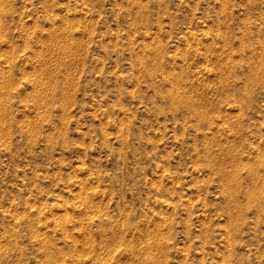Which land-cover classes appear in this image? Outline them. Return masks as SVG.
<instances>
[{
	"label": "rangeland",
	"instance_id": "obj_1",
	"mask_svg": "<svg viewBox=\"0 0 264 264\" xmlns=\"http://www.w3.org/2000/svg\"><path fill=\"white\" fill-rule=\"evenodd\" d=\"M0 8V264H264V0Z\"/></svg>",
	"mask_w": 264,
	"mask_h": 264
},
{
	"label": "bare ground",
	"instance_id": "obj_2",
	"mask_svg": "<svg viewBox=\"0 0 264 264\" xmlns=\"http://www.w3.org/2000/svg\"><path fill=\"white\" fill-rule=\"evenodd\" d=\"M0 9H1V8H0ZM3 10H4V9H3ZM2 12H3V11H2ZM3 13H4V12H3ZM0 14H1V13H0ZM0 22H1V21H0ZM1 23H2V22H1ZM0 25H1V24H0ZM1 29H2V28H1ZM2 32H3V31H2ZM0 34H1V33H0ZM0 37H1V36H0ZM0 39H1V38H0ZM27 39H29V38H27ZM4 40H5V39H4ZM28 41H30V40H28ZM25 42H26V41H25ZM31 42H32V40H31ZM24 44H25V43H24ZM28 45H30L29 42H28ZM26 46H27V45H26ZM32 47H33V46H32ZM24 48H25V47H24ZM22 49H23V48H22ZM30 49H31V48H30ZM30 49H29V50H30ZM29 50H28V51H29ZM24 51H25V50H24ZM39 51H40V50H39ZM31 52H32V51H31ZM34 52H35V51H34ZM38 53H39V52H38ZM36 54H37V53H36ZM10 55H11V54H10ZM40 55H41V53H40ZM38 56H39V55H38ZM10 58H11V57H10ZM34 58H35V57H34ZM8 59H9V58H8ZM39 60H40V58H39ZM6 62L8 63V61H6ZM41 69H42V68H41ZM19 71H20V70H19ZM35 71H36V70H35ZM42 71H43V70H42ZM38 72H39V71H37V73H38ZM35 73H36V72H35ZM1 74H2V73H1ZM3 75H5V74H3ZM22 75H23V74H22ZM42 75H43V74H42ZM1 76H2V75H1ZM8 76H9V75H8ZM4 77H5V76H4ZM6 77H7V76H6ZM6 77H5V78H6ZM9 77H10V76H9ZM40 77H41V75L39 76V79H40ZM0 79H1V78H0ZM9 79H10V78H9ZM3 80H4V81H2V82H1V85H0V90H2V89L4 90V89L7 88V86H8V84H7L8 81H6V80H8V79L6 78V80H5V79H3ZM26 80H27V79H26ZM35 80H37V79H35ZM35 80H33V81H35ZM41 80H42V79H41ZM27 81H29V80H27ZM9 82H10V81H9ZM9 82H8V83H9ZM29 82H30V81H29ZM32 83H33V82H32ZM32 83H31V84H32ZM35 83H36V82H35ZM37 83H39V82H37ZM53 83H54V82H53ZM9 84H10V86H11L12 83H9ZM61 84H62V83H61ZM35 85H36V84H35ZM35 85L33 84V86H35ZM46 85H47V84H46ZM50 85H52V84H50ZM53 85H54V84H53ZM41 86H42V85H41ZM41 86H40V87H41ZM56 86H57V84H56ZM59 86H60V85H59ZM35 87H36V86H35ZM38 88H39V86H38ZM56 88H57V87H56ZM59 88H61V87H59ZM8 89H9V86H8ZM36 89H37V88H36ZM41 89H42V88H41ZM46 89H47V88H46ZM53 89H55V88H53ZM53 89H52V90H53ZM3 90H2V91H3ZM56 90H57V89H56ZM7 91H8V90H7ZM39 91H40V90H39ZM42 91H43V90H42ZM45 91H46V90H45ZM37 92H38V90H37ZM43 93H44V92H43ZM49 93H50V90H49ZM31 94H32V93H31ZM40 94H41V92H40ZM57 94H58V93H57ZM35 95H36V94H35ZM38 95H39V94H38ZM41 95H42V96H41V98H42L44 94H41ZM47 95H48V94H47ZM53 95H55V94H53ZM63 95H64V94H63ZM36 96H37V95H36ZM36 96H35V97H36ZM48 96H49V95H48ZM51 96H52V93H51ZM39 97H40V96H39ZM63 97H64V96H63ZM37 98H38V97H37ZM52 98H53V97H52ZM39 99H40V98H39ZM46 99H48V98L46 97ZM62 99H64V98H62ZM34 100H35V99H34ZM42 100H43V99H42ZM44 100H45V97H44ZM52 100H53V99H52ZM40 101H41V99H40ZM37 102H38V101H37ZM48 102H49V100H48ZM48 102H47V104H48ZM33 103H34V102H33ZM38 103H39V102H38ZM44 103H45V102H44ZM40 104H41V103H40ZM34 105H35V104H34ZM32 106H33V105H32ZM61 107H62V105H61ZM62 109H63V108H62ZM64 110H65V109H64ZM62 111H63V110H62ZM250 168H251V167H250ZM246 169H247V168H246ZM252 169H254V168H252ZM247 170H249V169H247ZM248 172H249V171H248ZM251 172L253 173V175H250L251 177H249V178L252 180V182H256V181L258 182L257 179L261 180V178H264V175H263L261 178H259V177H258V176H259V175H258L259 172H257L256 170H255V171L251 170ZM251 172H250V174H251ZM257 175H258V176H257ZM238 176H239V175H238ZM238 176H237L236 179H238ZM227 177H228V176H227ZM227 177H226V178H227ZM235 177H236V176H235ZM257 177H258V178H257ZM228 178H229V177H228ZM263 180H264V179H263ZM225 181H226V179H225ZM237 181H238V180H237ZM259 182H260V181H259ZM261 182H262V181H261ZM261 182H260V183H261ZM263 182H264V181H263ZM227 184H228V183H227ZM236 184H238V183H236ZM254 184H255V183H254ZM228 185H229V187H230L231 189H232V187L234 186V185L232 186V183H230V184H228ZM228 185H227V186H228ZM227 186H226V187H227ZM261 186H263V184H261ZM229 187H228V188H229ZM256 187H257V186H256ZM258 188H259V187H258ZM261 188H263V187H261ZM250 189H252V188H250ZM257 190H258V189H257ZM230 191H233V190H230ZM250 191H251V190H250ZM239 192H240V191H239ZM245 192H247V191H245ZM254 192H256V191L253 190V192L251 191V192H248V193H246V194L250 195V198H252L251 195H252ZM257 192H258V191H257ZM241 193H242V192H241ZM261 193H262V192H261ZM232 194H233V193H232ZM234 194H235V193H234ZM246 194H245V195H246ZM262 194H263V193H262ZM239 195H240V194H239ZM253 195H254V194H253ZM253 195H252V196H253ZM234 196H235V195H234ZM242 196H243V194H242ZM246 196H247V195H246ZM236 197H237V196H236ZM245 198H246V200H247V197H245ZM248 198H249V197H248ZM255 199H256V198H255V195H254V201H257V199H256V200H255ZM262 199H263V198H262ZM235 200H236V199H235ZM250 200H251V199H250ZM252 201H253V200H252ZM252 201H251V202H252ZM254 201H253V202H254ZM237 202H238V201H237ZM249 202H250V201H249ZM249 202H248V203H249ZM254 203H255V202H254ZM256 203H257V202H256ZM246 204H247V203H246ZM251 204H252V203H251ZM237 205H241V204H237ZM257 205H258V204H257ZM239 207H240V206H239ZM242 207H243V206H242ZM263 207H264V206H263ZM252 209H253V208H252ZM240 211H241V210H240ZM244 211H245V210H244ZM242 213H243V212H242ZM254 213H255V212H254ZM236 214H237V212H236ZM263 214H264V213H263ZM257 215H258V214H257ZM257 215H256V216H257Z\"/></svg>",
	"mask_w": 264,
	"mask_h": 264
}]
</instances>
